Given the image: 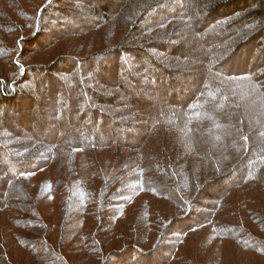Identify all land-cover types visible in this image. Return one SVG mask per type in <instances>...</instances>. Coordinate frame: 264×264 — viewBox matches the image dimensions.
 I'll return each mask as SVG.
<instances>
[{"label":"rangeland","instance_id":"1","mask_svg":"<svg viewBox=\"0 0 264 264\" xmlns=\"http://www.w3.org/2000/svg\"><path fill=\"white\" fill-rule=\"evenodd\" d=\"M262 3L264 0H0V22L8 25L10 18L14 21L13 29L0 27V85L14 78L18 72V81L15 85L10 84L12 90L7 97L3 96L12 101L6 99L0 105V160L4 159L3 156L16 158L21 148H28L32 143L39 148L34 147L30 151V160L43 159V153L48 148L47 144L38 141L43 138L42 141L56 142L59 151L58 158L48 161L44 170L36 176L43 190L38 191L39 187L37 189L30 181L24 180L20 182L23 186L21 195L13 186L7 188L8 194H18L24 203L28 195L26 191L30 195L37 194L38 200L32 199L29 204L34 211L37 209L43 213L39 216L43 223L53 226L64 214V205L59 199L66 195L69 197L73 185L92 188L94 193L99 188L97 185H103L99 171H105L104 176L114 178L125 163H131L126 159L127 155L136 158L134 154L150 150L152 142L158 141L157 144L162 145L153 136L143 140L139 138V141L129 137L131 133L142 132V137L146 136L144 131L148 129V132L151 126L157 124L163 137L177 148L181 156L173 154L178 175L184 173L195 179L203 178L204 174H218L198 199H192L190 211L166 230L162 245L157 248L158 254L165 255L164 251L166 253L170 248L169 243L179 241L183 225L188 222L197 227L198 220L210 212L208 206L212 205L214 197L230 189L228 187L235 174L231 178L224 175L233 173L231 169L235 160L246 161L245 166H249L251 174L255 169L264 168L258 160L254 161L255 155L264 154V12L259 14ZM1 10L7 15L1 14ZM95 11H106L107 18L101 19ZM28 17H34L37 23L33 28L29 26L31 20ZM116 51L119 53L116 54ZM210 68L234 78L235 73H250L246 82L233 84V90L229 91L235 100V122L239 128L242 127V134L251 145L250 153L245 157L239 156L242 151L237 149L238 140L235 141V154L229 152L227 155L226 148L219 146L221 142L216 144V148L212 139L219 137V132L216 135L207 131L205 141L195 144L185 132L188 128L180 125L176 128L178 130H168L160 125L162 121L169 124L171 119L177 118L175 114L185 111V106L203 89ZM6 92L5 86L0 87V99ZM113 97L119 104L110 103ZM102 118L106 127H103L104 136L100 139L96 131ZM112 123L128 126L127 139L122 138L124 133L120 132L116 136L120 139H112L107 149L101 148V151L88 154L77 152L75 157L72 150L66 149L79 141L78 138L97 136L100 141L106 139L107 130H112L107 135L113 137L117 126L112 127ZM47 128L51 130L47 131ZM37 129H40L39 139ZM225 130L228 131L227 128ZM22 140L23 144L20 143ZM202 147L207 149L209 158L215 160V167L203 165L205 158L197 152ZM157 159L163 158L158 156ZM0 165H3L1 161ZM261 171L264 174V169ZM150 174L157 180L162 178L153 171ZM130 177L135 178L133 174ZM261 179L264 180V176L261 175ZM60 180L66 182V188L59 184ZM186 181L183 178L182 182ZM6 182L0 170V203L5 201V187L2 189V185ZM197 182H200L199 179ZM257 183L236 186L234 197L224 201L226 207L235 202V218H225L223 210L221 219V224L235 223L238 230L239 227H246L247 233L243 230L239 236L249 234L250 237L243 239L247 242L253 238V243H247L252 244L254 249L264 248V188ZM126 184L124 188L131 190L129 180ZM42 193L44 195L40 198ZM185 193L192 197L196 189ZM118 200L119 197L109 198L112 204L104 212L105 223L118 218L115 215L120 211ZM174 203L172 199L166 201L145 193L127 208L122 218L126 228L132 229V225L140 227L138 214L141 206L147 209L158 207L160 211L156 210L161 214V211H168L167 208L172 210ZM79 206L78 203L73 204V207ZM5 211L6 217H0V240L3 237L4 248L16 253L13 264H46L42 258L49 262L47 253L50 252L66 258L67 264H120V256L129 258L132 263L136 258L137 263L147 259L137 256L134 250H126L120 256L106 257L100 263V260L96 261L81 251L84 249L74 246L73 250L66 247L59 251L57 245L42 236L35 216L17 209ZM253 212L259 214L253 218ZM47 216L56 220L53 222ZM120 218L118 223L122 221ZM148 220L153 226L154 216L151 215ZM25 221L32 222L29 231L20 226ZM195 229L190 235L197 234L198 240L204 243L199 251L201 259L207 264L209 258L222 252L219 243L223 239L209 225ZM145 231L139 228V235ZM18 235L22 238L20 241L16 238ZM24 239L29 240L28 249L21 242ZM41 242H47L45 248ZM129 243L138 244L131 240L124 247ZM232 243L238 251L237 263L242 262V256H250L252 260H257V264H264L263 255H257L253 249L249 252L241 249H245L241 240V245L236 241ZM122 248L117 243H111L107 251ZM243 264H247V259Z\"/></svg>","mask_w":264,"mask_h":264},{"label":"trees","instance_id":"2","mask_svg":"<svg viewBox=\"0 0 264 264\" xmlns=\"http://www.w3.org/2000/svg\"><path fill=\"white\" fill-rule=\"evenodd\" d=\"M260 9L261 10L259 14H262L264 12V3H262ZM1 14L4 15L6 13L1 10ZM96 14H99L98 17H100L101 19L107 18L106 11H104L103 13L95 11V15ZM28 18H30L31 20L29 26L33 28L34 25H37L34 17ZM9 20L11 23L8 25H5L7 24L6 22H0L1 29L4 27L13 29L14 26L12 24H14V21L11 18ZM39 33L41 32L39 31ZM44 35L45 34H43L42 36L43 38L46 37ZM115 53L118 54L119 52L116 51ZM16 73L17 74L14 76V78L9 79L7 82L5 81L7 86L5 85V83L0 85V87L2 88L5 86L8 91L6 93H2L1 95V106L2 103H5L6 99H8V101H12V99L3 98V96L7 97V93L12 90L11 85H15V81H18V72ZM249 74V72L235 73L234 78L230 74L218 73L215 69L210 68L208 70L209 78L204 83L203 89L199 92V94H197V96L193 100L189 102L187 106H185V111H183V113L181 112L179 114H175L177 118H175V120L171 119L169 121V124H165L166 121H162L160 125L169 128L168 130H178L176 128L180 125L182 127L188 128L189 130H183L189 135L190 139L195 144H197L198 142L205 141L206 136H204V134H206L207 131L216 135L217 132H219L220 136L212 139V143L216 148V144L221 142L219 146L221 145L222 148H226L225 151L227 155L229 154V152H233L235 154V141L238 140L239 146L237 149L239 152L242 151V154H240L239 156L245 157L246 154L250 153L251 145L250 143L248 144V142L245 140V137L243 136L241 130L242 127L239 128V124H236L235 122V100L233 99V96L229 94V91L233 90V84H235L236 86V83L238 82H246L249 79ZM98 96L100 97V95ZM107 99L105 98V100ZM110 101L112 105L119 104L118 101L114 100V97L110 99ZM222 101H224V103ZM74 110L75 109L73 108V111ZM98 123L99 129H97L96 135L100 138L104 136L102 130L103 127H106V123L103 118L100 119V122ZM113 126H117V128H115V131L112 134L114 135L113 137H109V135H107V133L112 130H107L108 132L105 135L108 138L105 137L106 139H103L101 141L97 138V136L90 137L85 135L86 138H78L77 140L79 141L75 142L73 146H67L66 149L72 150L73 157H75L74 153L77 152L88 154L94 153L96 151H101L99 150L101 148L107 149V145L112 139H120L119 137H116L120 132L124 133L122 138L127 139L126 136H128L129 134V129L126 128L128 126H119L118 124L112 123V127ZM30 128L32 129V127ZM158 128L159 127H157V124L155 127L151 126L148 132V129L144 131L146 132V136L143 137V132L142 134H129L130 140L138 139V141L140 139L143 140L147 136H153L155 139L160 140V144L162 145H158V141L152 142L149 146L150 150L143 151V154H134L136 158L127 155L126 159L128 161H131V163L129 162L124 164L123 162V169H119L117 171V176L114 178H111L110 176H104L105 171H102L101 173L99 171V178L100 181H103V185H97V188H99L94 193L93 191H91L92 188L90 189L89 187L86 188L85 186L78 187L77 185H73V187H71L72 189L69 197H67L66 195L62 199H59V201L62 202V206L64 205V214L62 217L57 219L59 223L54 222L56 220L55 218L47 216L49 219L53 220V226H50V224L43 223L41 218H39V216H43V213H41L40 210L37 211V209H35L36 211H34V209L30 206L29 203L32 202V199H35L36 201L38 200L37 194L30 195L25 190L28 194L25 197L26 203L22 202L21 198L18 195L22 194L23 186L20 185V182L22 183L24 180L30 181V183L37 186V189L39 187L40 189L38 191L43 190L41 189L40 182L36 180V176L39 172L44 170L45 166H47L48 161H55V159H57L59 155V151L57 148L58 144L52 141H42L44 140V138L40 140V134L38 133L40 132V129H37L36 134L38 135V141L42 144H47V147L49 148H47V150L43 153V159L38 158V160H30V158L28 157L30 151H32L34 147H38L37 145L32 143L28 148H21V151L16 154V158L14 157L13 159H10L9 156H3L2 158L4 159L0 160L3 163L2 166L0 165L1 173L3 175V178L7 180L6 185H2V189L5 187V193L3 194L5 201L0 203V217H6L4 212H6L5 210L10 209H14L15 211L17 209L19 211H22L23 213L31 214L36 217V220H39H37L36 225L42 232V236L46 239L48 238L49 240H51L52 244L57 245L58 250H64L66 247L73 250V246L76 249H84L81 251H84L87 255L91 256L96 261L100 260V263L104 262V259H106V257L108 258L115 255H119L126 250H134V253L137 254V256L141 255L147 259H145L141 263H137L136 258L135 263H132L128 261L129 258L119 255L120 257H122L120 264H202L204 261L200 257L201 251H199V249L204 246V243L198 240L197 234L195 236H192V234L190 235V233L196 230L195 228H202L207 225L212 227V229L219 236L220 239H223L219 243L222 245V252L214 254L211 259L209 258L207 260V264H239L237 263V261H235V258L238 255V251L235 250V246L233 245L232 241H236L238 244H240L241 240L244 245H240L245 248H241L242 250L249 252L251 249H253L255 250V253H257V255L264 256V248L254 249L252 248V244L247 243L248 241L253 243V238H250V240H248L247 242L243 239L245 237H250L249 234L245 237L239 236L241 235L240 233L243 230H246V227H244V229L239 227L238 230L235 228V223L221 224V219H223V210H225V218H227L228 216L235 218V209L233 208L235 202H230L226 207L224 201L226 198L229 199L234 197L236 186L248 182L254 183L258 181L257 185L261 184L264 188V180L261 179V175L264 176L261 170H263L264 168L257 170L255 169L251 174L249 166H245L246 161L244 162L243 159L235 160L232 164L233 167L231 169L233 173H230L229 176H227V174L226 176L224 175V177L231 178L233 174H235V177L233 178L234 181L230 183L231 185L228 187L230 189H228L227 191L225 190L222 192L221 195L214 197L212 205L208 206V208H210L211 213L209 212L206 213L205 216L203 215V217H199L200 220H198L199 222L197 224V227L186 222V226L183 225L182 229L180 230L181 237L179 241L169 243L170 248H167L166 253L164 251L165 255L158 254L157 248L161 247V241H163L165 238L166 230L174 226L175 222L181 220V217L185 212L190 211V203L192 199H198L199 195H202L203 190H205V188L208 187L211 182H214L216 179L215 177L218 175L216 174L215 176H209L208 174H204L202 176L203 178H201L200 176V178L195 177V179L190 178L189 175L186 176V174L184 173H180V175H178L174 167L175 162L173 154L175 153L176 157L181 156L177 153V148L172 146L168 142V140L163 137L162 130ZM226 128L228 131L225 130ZM54 129V125H52V130L54 131ZM49 130H51V128H47V131ZM104 132H106L105 129ZM23 142V140L22 142L20 141V143L22 144ZM76 143H80V145H77ZM138 146L140 147L141 144ZM197 150L198 155L205 158L203 165L211 167L214 165L215 167V160L209 158V155H207V149L204 150V147H202V149ZM158 156H161L163 159H157ZM120 157L121 156H119V158ZM255 157V163L256 160H258V163H261V165L263 164L264 166V154H257L255 155ZM165 159L167 161H165ZM177 161L178 158H176V162ZM152 171L159 177L165 179V181H163L162 178H159V180L155 179L150 174V172ZM132 174L135 176L136 179L134 177L129 178V175ZM183 178L187 179L186 183L182 182ZM198 179L200 181L199 183L197 182ZM110 180H112V182ZM128 180L130 181V187H132L131 190H126L124 188L127 186L126 182ZM59 184L63 185L64 188H66V182L61 181V183ZM116 184H119V186H116ZM10 186L16 187V189L20 192L11 196V194H8L7 190V188L11 189ZM192 188L196 189V194H194L192 197H188L185 192ZM76 191L78 192L76 193ZM130 191L132 192L130 193ZM145 193L164 198V200L166 199V201L172 199L176 202L174 203L175 206H172V210L167 208L168 211H161L162 215L159 213L160 210L158 207L147 209L146 207L141 206L139 208L138 214V218H140V227L132 225V229L126 228V223L124 221V218H122L124 216L125 211L130 205L133 204V202L137 198H139L141 195H144ZM138 194L141 195L138 196ZM43 195L44 194L42 193L40 198H42ZM117 197H119L118 205L120 206V211L115 212V215L118 218L114 217L116 218V221L105 223L104 218L106 215L104 214V212H106L108 207H110L109 205L112 204L111 201L109 202V198L117 199ZM9 200L13 201L14 203L11 204L12 202ZM75 203L80 204V206L73 207V204ZM156 209L159 211H157ZM179 210H182V212H179ZM253 213V218H255L257 214H259L258 212ZM151 215L154 216L155 223H153V226H151L152 223H150L148 220ZM120 217L122 218V221L118 223L117 219H119ZM259 221L260 220L256 222ZM230 222L232 221L230 220ZM31 224L32 222L25 221L20 226H22L23 229L29 231ZM127 225L130 226L131 224ZM237 225H240V222H237ZM139 228L145 229L147 232H141L140 236ZM104 230L105 233H103ZM247 231L248 230H246L245 233H247ZM15 233L20 234L19 232ZM16 238H18L19 241L22 239L20 235H18ZM51 238H53L54 240H52ZM131 240L132 242L134 241V243L137 242L138 244L129 243L127 246L124 247L125 243H128ZM0 241V248L2 253H0V263L13 264L12 260H14V255L16 253H13L11 249L6 250L4 248L3 237ZM21 242L28 249L27 245H29V240L24 239ZM41 243L45 248L47 242ZM111 243H117L119 247H123L122 250L119 249L108 252L107 246ZM66 244H69V246H66ZM227 248L230 250H225ZM47 255L49 256V262L42 258L46 264H57L58 262H61V264L68 263V260L66 258L64 259L60 257L59 254L56 252H50L47 253ZM244 259H247V264H257V260H252L250 256H242V262L240 264H243ZM203 264H206V262H204Z\"/></svg>","mask_w":264,"mask_h":264}]
</instances>
